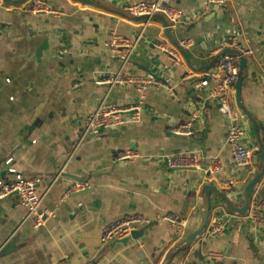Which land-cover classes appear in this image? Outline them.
<instances>
[{
    "label": "crops",
    "instance_id": "1",
    "mask_svg": "<svg viewBox=\"0 0 264 264\" xmlns=\"http://www.w3.org/2000/svg\"><path fill=\"white\" fill-rule=\"evenodd\" d=\"M47 1L59 15H36L29 1L14 6L0 0V178L13 176L6 164L12 158L17 172L40 176L41 208L55 212L36 227L18 196L1 199L0 264H264V224L230 216L238 212L214 191L211 219L224 209L223 235L200 236L184 246L159 219L176 213L186 219L187 235L197 230L206 215L207 185L223 190L237 207L245 203V187L254 175L237 168L218 103L208 98V87L196 88L195 82L209 73L197 68L223 50V41L234 38L247 46L241 99L264 137V0H228L222 6L171 0L185 16L172 28L173 36L193 42L184 48L187 58L181 52L183 62L174 67L171 56L156 45L166 37L162 22L136 20L122 8L125 1L141 0H93L100 6ZM113 31L138 38L127 71L153 76L165 87L147 89L139 121L84 134L85 117L105 94L119 105L138 97L133 85L97 83L105 72L120 67L105 46ZM198 106L204 111L193 122V133L170 135L180 134L177 126ZM241 122L246 129L242 142L253 148L256 174L263 164L256 130L245 115ZM129 148L142 157L119 162L117 152ZM177 153L194 155L200 167L173 170L158 161ZM76 182L87 183L89 192L65 196ZM254 190L264 199V175ZM130 212L149 219L135 229H144L143 235L103 245V226ZM13 239L15 247L5 252Z\"/></svg>",
    "mask_w": 264,
    "mask_h": 264
},
{
    "label": "built area",
    "instance_id": "2",
    "mask_svg": "<svg viewBox=\"0 0 264 264\" xmlns=\"http://www.w3.org/2000/svg\"><path fill=\"white\" fill-rule=\"evenodd\" d=\"M171 0H153V1H125L122 8L131 16L140 17L147 16L146 22L158 13L163 14L170 23L172 28L176 27L185 18L183 12L170 4ZM228 0H202L203 4L224 5ZM29 9L34 14L45 13L49 15H59L60 11L52 6L47 0H30ZM2 27L0 26V30ZM164 37V36H163ZM160 37L156 43L157 48L167 53L172 58V66H176L183 62L181 51L169 41L167 37ZM138 38L131 40L130 38L111 32L105 40V46L112 55L120 60V67L114 72L107 71L97 81L98 84L108 85H133L138 91L136 100L128 102L124 105L108 100V94H105L99 101L94 111L88 114L84 120V134L99 135L103 131L116 130L120 126L128 123L139 121L145 110V96L147 89L154 86H163L165 84L153 76H143L127 71L126 67L137 48ZM236 39L223 41L219 47L222 50L227 47L238 48L243 55H247L250 51L242 49ZM182 48L190 47L193 42L191 39H183L179 42ZM238 61L237 54H225L217 62L215 72H209L202 80L195 82L196 88L208 87V98H213L218 103V109L224 116L227 123L226 143L230 146L233 159L237 168L246 171V175H255L254 173V151L249 145L242 142L246 136L245 126L241 120L243 113L239 109L236 98L234 84L238 77ZM213 84L210 86V84ZM210 86V87H209ZM204 107H197L191 111V118L176 128V132L185 135L193 133V122L199 118ZM142 155L136 149H126L117 152L116 159L119 162L133 161L141 158ZM158 161L168 169H189L199 168L200 164L194 155L177 153L171 155H162L158 157ZM218 159L215 158L217 163ZM12 158L6 160L7 171L13 176L8 179L0 178V200L11 195L19 197L20 202L27 208L28 215L34 219L36 227L44 226L49 218L53 217L55 212L49 208H41L42 196L38 193V185L40 176H26L16 171L11 166ZM212 169V167H211ZM220 170L219 166L216 169ZM212 171V170H211ZM57 177V176H56ZM234 181H230L232 185ZM85 182H76L65 193L69 196L74 191H80L88 188ZM226 212L220 208L219 212L210 220L202 238H215L224 234L227 227ZM232 217H240L244 222L252 221L255 225L264 224V199H262L255 190L251 194L250 207L244 214L234 213ZM159 219L166 222L170 231L179 239H183L187 235L186 219L176 213H168L161 215ZM149 222V219L141 212H130L120 218L111 220L106 223L101 231L100 241L107 244L113 240H120L129 235L140 225ZM62 264H66L62 261Z\"/></svg>",
    "mask_w": 264,
    "mask_h": 264
},
{
    "label": "water",
    "instance_id": "3",
    "mask_svg": "<svg viewBox=\"0 0 264 264\" xmlns=\"http://www.w3.org/2000/svg\"><path fill=\"white\" fill-rule=\"evenodd\" d=\"M4 2H6L7 4L10 5H14V6H18L21 4H25L30 0H3ZM78 2L81 3H85V4H90V5H94V6H100V4L94 2L93 0H76ZM44 13H39L36 15H43ZM136 20H147L148 17L147 16H140V17H135L133 16ZM152 18H158L164 27L165 30V35L166 37L169 39V41L176 46L182 53L183 55L187 58V56L185 55L184 52V48H182L179 44V41L173 36L172 34V27L170 26L169 21L165 18V16L161 13H158L156 15H154ZM2 29L0 30V34L2 33ZM239 46L244 49V50H248L247 46H245L243 43L239 42L238 43ZM225 54H237L239 56V61H238V77L237 80L235 81L234 84V88H235V98H236V103L239 107V109L241 110V112L243 113V115H245L254 125L255 130H256V135H257V140H258V151L260 154V158L261 161L263 162L261 170L259 172H257L247 183L246 187H245V203L243 204V206L237 207L233 204V202L226 196V194L224 193L223 190H220L219 188H217L216 186H211V185H207L204 187V191L207 195V209H206V215L205 218L201 224V226L189 233L188 235H186L183 240L180 242V245H184V246H189L191 245L198 237L202 236V234L204 233L207 225L209 224L210 220H211V216H212V209H213V204H212V200L210 198V192L214 191L218 194V196L226 203V205L233 210L234 212H238L239 214H244L247 212V210L250 207V203H251V194L253 192V190L255 189L256 185L260 182L261 178L264 175V137L261 136L260 134V130H259V126L257 124L256 119L254 118V116L246 109V107L244 106L242 99H241V87H242V82L243 79L245 77L246 74V67L248 64V57L243 55L241 53V51L238 48H233V47H228V48H224L220 53H218L209 64L205 65V66H201L199 68H197L198 72L201 71H205V70H209V72H215L216 71V64L217 62L220 60V58L222 56H224ZM170 135H179L181 137H185L186 135L183 134H176L174 132H169ZM89 192V190L87 188L80 190L77 192V194L75 196H79L81 194L87 193ZM144 233V229H139V230H134L131 235L127 236L124 238V240H122L123 242L125 241H129L130 239L134 238L137 239L139 237H141ZM175 236V235H174ZM15 239L11 240V242H9V244H7V246L5 247L4 251L5 252H9L10 250H12L15 246Z\"/></svg>",
    "mask_w": 264,
    "mask_h": 264
}]
</instances>
